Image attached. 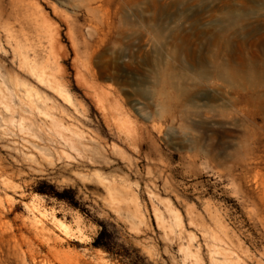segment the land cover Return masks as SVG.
Returning a JSON list of instances; mask_svg holds the SVG:
<instances>
[{
  "label": "rangeland",
  "instance_id": "rangeland-1",
  "mask_svg": "<svg viewBox=\"0 0 264 264\" xmlns=\"http://www.w3.org/2000/svg\"><path fill=\"white\" fill-rule=\"evenodd\" d=\"M205 3L201 15L199 0H0V179L16 186L4 192L9 206L17 202L7 220L29 226L44 214L65 226L53 248L25 228L21 246L0 242V264H264V132L257 139L211 135L198 117L180 113L190 104L185 96L175 97L176 87L190 90L202 68L211 70L209 42L215 24H227L222 15H239L241 29L229 35L222 60L264 72V46L254 51L264 43V0ZM100 4L95 13L91 8ZM32 12L37 21L26 29L40 37L43 57L50 50L45 34L58 36L70 100L37 87L25 71L20 82L32 96L23 88L27 103L11 119L4 90L19 59L5 27L19 29ZM200 16L199 26L211 32L197 36L201 28L192 26ZM166 70L171 86L164 89ZM92 84L107 97L96 99ZM223 84L210 77L199 96L221 90L231 102L248 92ZM42 103L55 107L47 112ZM240 105L255 108L251 101ZM242 119L244 127L231 125L239 134L264 122L239 114ZM127 128L137 141H128Z\"/></svg>",
  "mask_w": 264,
  "mask_h": 264
},
{
  "label": "bare ground",
  "instance_id": "bare-ground-1",
  "mask_svg": "<svg viewBox=\"0 0 264 264\" xmlns=\"http://www.w3.org/2000/svg\"><path fill=\"white\" fill-rule=\"evenodd\" d=\"M93 1H97V0H93ZM199 1L201 2V4L202 3L206 4L205 3L206 0H202V1L199 0ZM203 4L201 7V10L198 9L200 14L202 13V11H204V12L207 11V6H205ZM101 6L102 5L100 4L99 6H97L95 8L92 7L91 9L93 11H95V13H96V11H99V10L101 11ZM185 6H187V5L185 4ZM188 7H190V6H188ZM193 12L194 11H192V13ZM95 13L93 12V14H95ZM34 14L35 13L32 12L31 14H29L30 17L23 16L22 19L18 18L19 20L21 19L19 29H14V27L11 23H7L6 27H5V31H6V35H7V37H6L7 44H9L10 46H12V45L14 46L15 52H16L18 59H19V62H18L19 71L16 72L14 75L9 74L8 84H7L6 80L4 79V82H6L5 83L6 89L4 90V104H5L8 112L10 113L11 119H14L16 116L21 115L22 114V108H21L20 104L22 105L24 103H27L26 101L23 100V97H22L23 96V94H22L23 88H24V93L28 98H30L32 96V90L23 86V84L20 82L21 74H25L24 73L25 71L30 73L31 77L33 79H35V81L38 85L37 87H39V88L43 87L45 89L47 87L48 90L51 89V91L56 92V94H58V96H60L61 98L70 100L69 96L65 93V89L62 88V86H67V80L65 78L64 69L62 68L61 56L57 52V50H59V48L61 47L60 43H59L58 36L56 37L51 32H49V33L47 32L45 34V35H49L47 38V41L49 42L50 50L48 51L46 58L43 57L41 49L44 48V46L41 43L42 41H40V37L34 38V35L31 34V32L29 30L26 29V25H29V23L32 22L31 20L35 19V21H37V18H34V19L32 18ZM193 14H195V13H193ZM103 15H104V13L102 14V19H100L101 21L103 20V18H105V17H103ZM226 15H222V16L226 17L223 20V22H227V24H223V23H216L215 24L214 23L215 25H218L219 27L215 30V32H213L214 36L212 37L211 42L208 41L209 43H212L211 45H213V44L215 45L214 46L215 50H214V53L212 55V57L214 58V62H213V65L211 66V70L206 68V67L204 69L202 68L198 73V77H197L198 80L197 81L195 80L196 82L193 83L194 88H192L190 90L187 88V85H186V88L188 90L185 88L187 91L182 89V87H176V89H178L179 92L181 91V93L178 92L175 97L177 98V100H179L182 98V96H185V101L186 100L189 101L190 104L188 106H186L185 108H182L180 110V113H182L185 116L194 115L195 117H198L199 121H198L197 125L200 128L202 127L205 132L206 131H213L211 135H216L220 138H223L226 134H233L237 138H243L247 135H254V137L257 139L258 134L264 132V122L262 125H258L257 123H256V125L253 124L255 126L254 130L252 129L254 132L253 131L248 132L247 130H244L240 134L237 133L240 131L238 130L237 132H235L234 129H232L231 125H234L235 127L244 125V123H241V122H243V119L245 120L246 116H243L244 118L241 121V120H238L239 114L253 116V118L256 116H263L264 117V94L261 93V91H262L261 87H264V72L258 71V70H249V71L241 70L237 67H232V66L228 65L225 61L222 60V58L224 57V54L226 52L227 45H229L228 43L233 41V40H231L228 42V40L231 39L230 38L231 36H229V35L231 34L233 36V34H234V35L238 36L239 33L241 32V29H239L237 26L238 23H236V22H238L237 18L240 16L235 15V14H229L227 16ZM192 16H194V15H192ZM34 17H36V16H34ZM100 17H101V15H100ZM203 17H204V15L202 16V18ZM202 18L200 16L194 22V24L192 26L194 29L198 28V30L201 28L199 32L196 30L197 31V33L195 32L196 35L198 33H201V35H206L207 33L211 32L210 27H208V26L200 27L199 26L200 24H202V22H201V21H203ZM191 19H193V17ZM204 20H206V19L204 18ZM208 24H209V22H208ZM43 25H47L46 19H43ZM215 25H214V27H215ZM192 27H191V30L193 29ZM192 31H194V30H192ZM192 31H188V33L189 32L191 33ZM195 33L193 32V34H195ZM211 34H210V37L212 36ZM36 35H38V31H36L35 36ZM35 39L39 41V44H37ZM190 39H193V37ZM232 39H234V37H232ZM187 40H189V39H187ZM180 41L183 42L184 40L183 41L180 40ZM194 41H195V39H194ZM208 42L205 44H208ZM243 44H241V45L244 46ZM261 44L264 46V43H261L260 41L256 43L257 46H256V49L254 50L256 53L260 52V45ZM211 45H209V46H211ZM180 46H181V44H180ZM183 46H184V44H183ZM185 46H186V44H185ZM204 47L207 48L206 45ZM186 48H185V52H186ZM210 48H213V47H210ZM179 49H180V47H179ZM4 50H5V48H4ZM192 51H193V49H192ZM210 51H211V49L210 50L208 49L209 53H207V57H209L211 55ZM206 52L207 51H205V53ZM30 53H32V55H30ZM194 53L192 55H194ZM208 54H210V55L208 56ZM40 59H43V61L40 62ZM166 72H167V70H166ZM210 77H215L220 81V83L222 82L224 84H228V86L229 85H232L233 87L243 86L245 88V90H247L248 92H246V94L245 93L242 94L241 97H238L236 99L232 98L233 100L231 102H228L225 100L224 94L221 92V90L220 91L217 90V93H215V94L206 93V95L204 97H200L198 90L203 88L204 86H207L206 83H208ZM170 78H171V74H168V72L163 75L164 89H166L168 85L171 86L170 85L171 84ZM178 85H181V84H178ZM216 86H213V88H215ZM218 86H217V88H218ZM90 87H91L92 91L94 92L93 95L96 99L103 100L107 97V92L104 89H101V88L99 89L95 84L90 85ZM192 87H193V85H192ZM243 87H241V88H243ZM209 88H210V86H209ZM250 92H252L253 94H250ZM225 96H226V94H225ZM196 98L202 99L201 100L202 102L201 101L199 102L198 100H196ZM16 100L18 101L19 107H17V103L15 102ZM163 100H164L163 101L164 104H162V105L163 106L166 105V107L164 109L167 110L168 109L167 106H169L168 101L171 99L165 90H164V99ZM181 101H183V99ZM250 101L253 102V104H254L253 106H255V108L253 110H251V108L246 109L245 107H242L240 105L241 102H250ZM44 102H46V100ZM167 103H168V105H167ZM42 104L44 106H47L46 103H42ZM30 105L31 106L33 105L37 108L39 106V105L37 106L33 102ZM170 106H172V105H170ZM248 106H251V105H248ZM54 107H55L54 105H50L49 107L47 106L46 107L47 112H48V110L50 111ZM166 113L167 114L165 116H167V117L170 116V117H172V119H174L175 115L173 113H171L170 111H166ZM246 120H247V118H246ZM249 122H251V121H249ZM243 127L241 129H243ZM249 127H250V125H249ZM124 132H125V135L128 136L127 139L130 143H132L133 141H137L136 131H133L132 129L130 130L127 128L124 130ZM249 148H250V146H249ZM242 154H243V152H242ZM243 157H244V155H243ZM15 189H16L15 185L5 182L4 178L0 179V242H2V243H4V241L13 242L14 247L15 246H21L22 243L26 242V239H28V237L25 236L24 232H23V229L25 228L28 231V233L30 234V237H32V238H43L44 241L48 242L52 248L56 247L57 244L59 243V241L61 239H63V237L61 236L62 233H58V232L59 231L61 232L62 230L65 229V226L63 224H61L59 222V220H57L56 218H53V217L48 218L46 215L41 214L38 217L35 216L33 218V220L30 222L29 226L26 223H24V226L15 227L11 223H9V221L7 220V217L17 207V202H13V204L9 206L8 203L10 200L8 198L4 197V192L15 191ZM80 264H90V262L85 261L84 263H80ZM224 264H228V263L225 262Z\"/></svg>",
  "mask_w": 264,
  "mask_h": 264
}]
</instances>
